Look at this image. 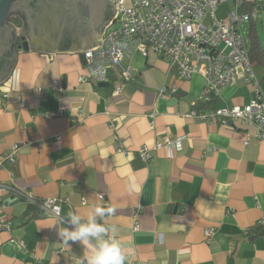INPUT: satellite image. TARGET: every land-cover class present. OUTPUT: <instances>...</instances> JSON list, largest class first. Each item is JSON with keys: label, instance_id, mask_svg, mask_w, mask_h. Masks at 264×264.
Here are the masks:
<instances>
[{"label": "crops", "instance_id": "crops-1", "mask_svg": "<svg viewBox=\"0 0 264 264\" xmlns=\"http://www.w3.org/2000/svg\"><path fill=\"white\" fill-rule=\"evenodd\" d=\"M16 53L0 83V219L11 225L0 230V264H76L85 254L84 245L58 235L68 218L40 211L30 197L65 201L82 223L97 206L113 209L96 220L115 229L108 236L125 264H264V141L252 125L213 121L196 108L202 74L185 79L167 58L134 52L133 80L110 72L101 86L82 52ZM257 78L264 90V76ZM163 87L176 91L161 94ZM253 96L241 77L217 107L244 106ZM167 138L180 148L141 156L143 145Z\"/></svg>", "mask_w": 264, "mask_h": 264}, {"label": "built area", "instance_id": "built-area-1", "mask_svg": "<svg viewBox=\"0 0 264 264\" xmlns=\"http://www.w3.org/2000/svg\"><path fill=\"white\" fill-rule=\"evenodd\" d=\"M227 2H233L234 9L225 17L218 18V7ZM262 7L259 0H118L117 15L106 27L101 45L83 51L82 59L89 78L106 82L110 79V72H113L123 81L130 82L133 80V67L129 63L132 54L139 52L149 56L153 53L178 65L185 79L197 73L202 74L205 84L200 99L207 102L219 98L225 87L244 77L253 86L251 101L244 106L217 107L207 111L206 115L223 124L240 121L252 125L256 129L253 135L264 141V90L250 57L249 29L245 30L246 23L257 20ZM19 39L17 35L15 50L23 52L24 49L19 47ZM55 86L60 88L58 81H55ZM121 89L122 86H117L115 94ZM175 91V87H163L161 94ZM57 114L47 113L46 117ZM196 114L197 111L191 113ZM250 137L249 134L246 144ZM180 146L179 140L167 138L153 148L143 145L139 152L148 160L153 149ZM17 149L18 145H15L14 150ZM100 197L104 198L103 195ZM30 198L40 211L64 219L62 210L65 201ZM0 225L11 229L10 222L5 218L0 219ZM140 226L137 211L135 230ZM214 233V227L205 229V239L210 241Z\"/></svg>", "mask_w": 264, "mask_h": 264}, {"label": "water", "instance_id": "water-1", "mask_svg": "<svg viewBox=\"0 0 264 264\" xmlns=\"http://www.w3.org/2000/svg\"><path fill=\"white\" fill-rule=\"evenodd\" d=\"M118 0H0V83L11 74L17 61L16 36L24 50L73 53L95 49L117 15ZM18 14L22 26L10 21ZM108 86V82H101ZM63 207V216L67 213ZM66 216V215H65ZM7 227L0 225V230Z\"/></svg>", "mask_w": 264, "mask_h": 264}, {"label": "clouds", "instance_id": "clouds-1", "mask_svg": "<svg viewBox=\"0 0 264 264\" xmlns=\"http://www.w3.org/2000/svg\"><path fill=\"white\" fill-rule=\"evenodd\" d=\"M113 211L97 206L86 223H82L81 216L75 212L68 211L65 214L69 221L68 227L59 228L58 231L62 242H79L86 248L85 254L78 258L76 264H125L126 257L121 245L108 236L115 229L96 220V217L105 218ZM90 244L93 246L89 247Z\"/></svg>", "mask_w": 264, "mask_h": 264}, {"label": "trees", "instance_id": "trees-1", "mask_svg": "<svg viewBox=\"0 0 264 264\" xmlns=\"http://www.w3.org/2000/svg\"><path fill=\"white\" fill-rule=\"evenodd\" d=\"M249 40H250V57L252 60V63H261L264 66V50L260 42V38L257 33L256 28V20L250 21L249 26V34H248ZM218 104V98L212 99L211 101H198L196 108L198 110H213L217 108ZM34 208H32L33 210ZM35 214L34 216H36ZM259 233V232H258Z\"/></svg>", "mask_w": 264, "mask_h": 264}, {"label": "rangeland", "instance_id": "rangeland-1", "mask_svg": "<svg viewBox=\"0 0 264 264\" xmlns=\"http://www.w3.org/2000/svg\"><path fill=\"white\" fill-rule=\"evenodd\" d=\"M259 4H262L263 7L260 9V12L258 14V18L256 20V28H257L258 36L260 38L261 45L264 50V0H259ZM233 9H234L233 2H227V3L221 4L216 11L218 18L225 17ZM11 18L14 19L13 17ZM15 24H19V21H17L16 19H15ZM249 26H250V23L245 24L246 31L249 29ZM254 71L259 78L261 79L263 78L264 66L261 63L254 64Z\"/></svg>", "mask_w": 264, "mask_h": 264}, {"label": "flooded vegetation", "instance_id": "flooded-vegetation-1", "mask_svg": "<svg viewBox=\"0 0 264 264\" xmlns=\"http://www.w3.org/2000/svg\"><path fill=\"white\" fill-rule=\"evenodd\" d=\"M57 1H61V2L65 3V0H57Z\"/></svg>", "mask_w": 264, "mask_h": 264}]
</instances>
